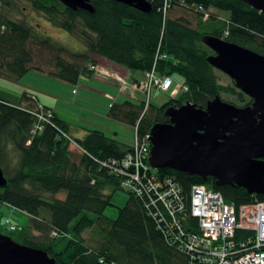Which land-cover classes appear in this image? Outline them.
<instances>
[{
	"label": "trees",
	"instance_id": "16d2710c",
	"mask_svg": "<svg viewBox=\"0 0 264 264\" xmlns=\"http://www.w3.org/2000/svg\"><path fill=\"white\" fill-rule=\"evenodd\" d=\"M27 1L84 50H72L32 24L14 20L6 9L15 1L0 0V76L18 79L34 69L77 83L93 74L92 57L101 55L130 71L146 72L155 65L159 75L183 78L186 89L160 106L129 98L110 106L108 116L133 125L140 140L155 124L169 122V107L191 102L205 108L217 96L240 106L252 103L233 79L219 81L209 61L215 52L204 42L213 35L264 54V12L245 1L148 0L150 12L117 0H90L94 12L72 9L60 0ZM41 113L46 120L39 118ZM72 128L34 93L24 92L17 105L0 98V166L8 179L0 188V207L7 203L30 216L7 235L47 251L56 264H192L197 253L185 251L183 243L201 232L197 218L177 212L172 226L161 221L155 213L167 216V211L160 203L150 205L146 195L122 185L126 176L119 167L133 146L97 129L75 137ZM148 172L173 177L185 195L193 184H203L237 208L264 201V194L218 185L211 176L203 179L167 167L149 166ZM119 189L129 198L111 217L105 211ZM87 230L90 244L83 236ZM244 235L237 232V237Z\"/></svg>",
	"mask_w": 264,
	"mask_h": 264
},
{
	"label": "water",
	"instance_id": "95a60500",
	"mask_svg": "<svg viewBox=\"0 0 264 264\" xmlns=\"http://www.w3.org/2000/svg\"><path fill=\"white\" fill-rule=\"evenodd\" d=\"M72 9L94 12L90 0H60ZM150 12L148 0H117ZM264 12V0H242ZM215 52L211 64L233 79L252 98L245 106L220 96L205 108L186 102L169 107V122L155 124L150 133V166L171 168L218 185H235L251 194H264V54L218 36H205ZM8 179L0 166V188ZM0 264H56L48 252L15 241L0 231Z\"/></svg>",
	"mask_w": 264,
	"mask_h": 264
},
{
	"label": "built area",
	"instance_id": "2783aa9c",
	"mask_svg": "<svg viewBox=\"0 0 264 264\" xmlns=\"http://www.w3.org/2000/svg\"><path fill=\"white\" fill-rule=\"evenodd\" d=\"M172 81V75H159L154 65L144 72L140 83L125 80L123 89L129 99L138 100V92H147L149 96L154 86L168 91ZM181 89L186 87L182 84ZM145 100L149 102V98ZM39 118L46 120L43 113ZM150 151L149 134L140 140L135 128L133 150L125 155L119 167V172L126 176L122 185L137 195H146L150 205L160 203L167 216L155 215L161 221H171V226L178 221L177 212L183 217L190 214L197 218L201 232L190 234L183 243L185 251L197 253L192 264H264V201L237 208L219 191L203 184H193L185 195L173 177L148 172ZM5 223L10 231L19 230L11 220L6 219ZM239 230L245 235L237 237Z\"/></svg>",
	"mask_w": 264,
	"mask_h": 264
},
{
	"label": "rangeland",
	"instance_id": "374dc122",
	"mask_svg": "<svg viewBox=\"0 0 264 264\" xmlns=\"http://www.w3.org/2000/svg\"><path fill=\"white\" fill-rule=\"evenodd\" d=\"M14 1L15 5L13 7H7L6 9L7 13L14 20L26 21L32 24L40 32L52 36L56 41L72 50H84V45L81 42L64 29L50 23L42 13L32 8L29 1ZM211 12L224 16L222 12L216 9H211ZM136 72L140 73L139 71ZM216 73L221 83L229 84L232 82L230 76L221 70L216 69ZM172 79V85L168 91H162L154 86L149 96L147 92L142 94L138 92L136 98L139 97L140 100L149 98V102L155 106L164 104L179 85L176 83L180 81V76L174 74L172 75ZM125 80L127 81V79L121 78L118 80V85H107L103 78L83 75L79 78L77 83H70L55 78L47 73L31 69L18 79L0 76V98L17 105L22 102L24 92L34 93L37 96L40 95L41 98L45 99L47 102L57 105L61 111L73 120L72 122L80 127L72 131L75 137L82 136L79 134L83 131L86 133L89 127L103 126L102 124H104L106 120L116 126L115 130L118 132L117 136L119 140L125 144H133L135 139V127L125 122L112 120L107 114L109 109V98L112 102L115 100L120 102L128 98L127 92L123 89ZM178 88L180 87L178 86ZM113 136H115L114 133ZM72 149L79 151L74 143H72ZM48 196L50 197V195ZM60 196H62V194L57 197ZM128 198L129 194L126 191L121 189L115 191L111 199L112 204L106 208L105 213L111 217H116L118 207L125 205ZM29 218L30 216L27 213L7 203H3L0 207V230L5 234H11L5 223L6 219L11 220V222L16 225L22 226L29 222ZM83 236L88 240L87 243L90 244L91 231L87 230L83 233Z\"/></svg>",
	"mask_w": 264,
	"mask_h": 264
},
{
	"label": "crops",
	"instance_id": "0c3cea01",
	"mask_svg": "<svg viewBox=\"0 0 264 264\" xmlns=\"http://www.w3.org/2000/svg\"><path fill=\"white\" fill-rule=\"evenodd\" d=\"M92 59L95 61L96 66L94 68L93 74L92 75H86V76H90V77L95 76V77L103 78L104 82H106L107 85H118V80L121 78H125V79H127V81L129 80V82H131V83H140L144 79V72L137 73L136 71H130L126 67L119 65L117 63H114L110 59H108L104 56L94 55L92 57ZM176 84H179L178 86L180 88H178V86H177V88L174 90V92L170 95L171 97H175L180 92H182L181 86L183 84V78L181 76H180V81H178ZM38 97H39V100L44 105H46L47 107H49L53 111H55V113H57L63 120L69 122L73 126L72 131L76 128H80V127H78L77 124L72 122L73 120H71V118H69L68 115L65 114L63 111H61L57 105H54L50 102H47L45 99H42L40 95ZM125 99H127V98H125ZM138 100H140L139 97H138ZM116 102H118V101L115 100L112 102L109 98V102H108L109 108L113 103H116ZM107 114H108V112H107ZM102 125L103 126L89 127V129L88 128L87 129L88 130H92V129L100 130V131L104 132L107 136L115 138L119 142L123 143L121 140H119V138L117 136L118 132L115 130L116 126L113 125V123L111 124V122L105 120V123ZM101 127H103V128H101ZM88 130H86V132ZM82 131H83V129H82ZM82 131H80V132H82ZM113 133L115 136H113ZM85 134H86L85 131H83L79 135H82L80 137H83ZM123 144H125V143H123ZM133 144H125V145L133 146Z\"/></svg>",
	"mask_w": 264,
	"mask_h": 264
}]
</instances>
